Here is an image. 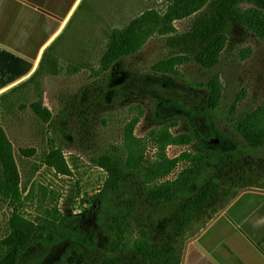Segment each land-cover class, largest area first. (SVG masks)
I'll return each mask as SVG.
<instances>
[{
  "label": "trees",
  "instance_id": "trees-1",
  "mask_svg": "<svg viewBox=\"0 0 264 264\" xmlns=\"http://www.w3.org/2000/svg\"><path fill=\"white\" fill-rule=\"evenodd\" d=\"M185 18H191V22L186 30L178 32L175 21ZM234 22L264 36V0H169L164 11L147 9L127 25L111 29L96 79L82 89L91 92L86 100L79 97L85 95L82 90L62 97L57 113L40 100L31 103L44 123L55 125L58 118H63L69 133L80 143V150L107 174L100 190L91 196L100 220L107 217L104 255L111 262L104 258L106 264H121L126 258H132V264H181L186 241L200 232L240 190L264 188V171H259L255 158L240 167L235 150H224L221 144L212 143L220 138L213 127V115L218 114L224 97L218 74H213L205 84L208 111L193 114L186 130L172 131L178 121L158 111L161 102L155 94V111L149 118L147 138L134 133L145 114L140 106L139 112L124 122L119 141L107 144L105 134L98 130L99 124L108 123L106 117L97 119L96 115L134 102L135 92L124 91V83L115 76L129 70L132 59L151 36L162 37L167 50L152 69L179 75L178 67L190 62L215 68L222 54L235 46L230 39ZM51 61L48 50L39 67ZM152 89L146 82L139 94L146 99ZM240 99L239 96L225 108V121L250 147L264 148V102L239 109ZM74 120L79 126L77 132L69 129ZM149 144L156 149L153 157L147 154ZM170 145L193 148L171 157L166 153ZM20 153L29 157L35 149L21 148ZM43 162L61 175L73 173L63 143L51 144L43 154ZM179 164L181 170L170 177ZM30 191L29 181L23 182L13 144L0 126V198L11 208L0 238V264H20L45 227H55L58 219L67 220L63 214L52 219L27 217L22 209L27 206ZM54 212L59 213L56 209Z\"/></svg>",
  "mask_w": 264,
  "mask_h": 264
},
{
  "label": "rangeland",
  "instance_id": "rangeland-1",
  "mask_svg": "<svg viewBox=\"0 0 264 264\" xmlns=\"http://www.w3.org/2000/svg\"><path fill=\"white\" fill-rule=\"evenodd\" d=\"M74 1L64 0L62 18ZM168 3L169 0H81L51 44V64L39 67L37 74L0 95V126L13 144L23 182L29 181L31 186L27 206L22 209L24 214L33 219H52L55 215L60 218V214L67 216L65 222L58 219L55 227L43 229L30 254L24 255L20 264H106L103 259H108L104 255L107 217L100 220L97 205L92 207L91 196L100 190L107 174L80 150L77 146L80 143L69 133L63 118H58L55 125L44 123L32 110L31 103L40 100L57 113L62 97L80 93L95 81L111 29L127 25L147 9L162 12ZM190 22L191 18L176 20L177 31L186 30ZM230 39L234 48L222 54L215 68H204L190 62L178 67L179 75H172L152 69L154 62L162 58L167 50L162 37L151 36L132 59L129 70L115 76L117 81L124 83V91L132 89L135 92L132 100L138 105L131 101V105L119 106L105 115L95 116L97 119L101 116L107 118V126L98 125V130L105 134L104 141L107 144L119 141L124 122L139 112L138 106L145 109V114L134 133L147 138L149 118L155 111L154 94L161 102L158 111L178 121L172 131L177 133L188 129L193 114L208 111L205 84L213 74H218L224 86V97L218 114L213 115V127L220 138H215L212 143L221 144L224 150H235L239 156L236 163L240 167L255 158L261 168L259 171L263 172L264 148L250 147L232 131L225 121V108H229L239 96V109L264 102V36L234 22ZM146 82L153 89L149 92L150 96L143 99L139 92ZM82 91L85 95H79L81 101L91 94L90 91ZM78 128L75 120L71 122L70 130L77 132ZM61 143L73 170L72 175L56 173L43 162V154L50 145ZM21 148H34L35 153L23 156ZM192 148V145H170L166 153L174 157ZM155 151L149 144L148 156L153 157ZM181 168L182 164H179L169 176L174 177ZM55 209L59 213H55ZM10 214L11 208L0 198V238L5 233ZM132 263V258L121 260V264Z\"/></svg>",
  "mask_w": 264,
  "mask_h": 264
},
{
  "label": "crops",
  "instance_id": "crops-1",
  "mask_svg": "<svg viewBox=\"0 0 264 264\" xmlns=\"http://www.w3.org/2000/svg\"><path fill=\"white\" fill-rule=\"evenodd\" d=\"M63 3L0 0V89L29 72L41 46L61 25L40 7L60 15ZM255 188L242 191L196 240L186 241L183 264H264V188Z\"/></svg>",
  "mask_w": 264,
  "mask_h": 264
},
{
  "label": "water",
  "instance_id": "water-1",
  "mask_svg": "<svg viewBox=\"0 0 264 264\" xmlns=\"http://www.w3.org/2000/svg\"><path fill=\"white\" fill-rule=\"evenodd\" d=\"M81 0H75V2L73 3V5L71 6L70 10L68 11L67 15L64 17V18H61V17H58L56 16L55 14L51 13L50 11L44 9V8H41V10L45 11L46 13L48 14H51L53 16H56L57 18L61 19L62 22H61V25L59 26V28L45 41V43L41 46L38 54H37V57L35 58L34 60V64L32 66V68L29 70V72H27L25 75H23L22 77L14 80L13 82L7 84L6 86L2 87L0 89V95L7 92L8 90L18 86L20 83L24 82L25 80L29 79L34 73L35 71L38 69L39 65H40V62H41V59L43 57V54L45 52V50L47 49V47L54 41V39L62 32L63 28L65 27L66 23L68 22V20L70 19V17L72 16V14L74 13V11L77 9L78 5L80 4ZM250 189H255L257 190V188L255 187H245L243 188L242 190H240L236 196H234L230 201L229 203L234 199L236 198L242 191L244 190H250ZM225 210V208H223L222 210L219 211L218 214H220L221 212H223ZM218 214H216L208 223L206 226H208L210 224L211 221H213L216 216H218ZM205 226V227H206ZM197 238V235H195L193 238H191V240H196ZM186 247V246H185ZM183 260H184V257H183ZM183 260L181 262V264H183Z\"/></svg>",
  "mask_w": 264,
  "mask_h": 264
},
{
  "label": "flooded vegetation",
  "instance_id": "flooded-vegetation-1",
  "mask_svg": "<svg viewBox=\"0 0 264 264\" xmlns=\"http://www.w3.org/2000/svg\"><path fill=\"white\" fill-rule=\"evenodd\" d=\"M75 2V1H74ZM41 8H44V7H41ZM44 9H46V10H48V11H50L51 13H53V14H55L56 16H58V17H61L62 18V16H61V14L59 15V14H56V13H54L53 11H51V10H49V9H47V8H44ZM45 12V11H44ZM46 13V12H45ZM46 14H48V13H46ZM50 16H53V15H51V14H49ZM56 16H53V17H55V18H57ZM57 19H59V18H57ZM61 20V19H60ZM61 22H62V20H61ZM52 44V43H51ZM51 44L47 47V49L45 50V52H47L48 50H50V47H51ZM45 52H44V54H45ZM44 54H43V56H44ZM43 58V57H42ZM41 61H42V59H41ZM41 63V62H40ZM40 66V65H39ZM39 68V67H38ZM36 72V71H35ZM32 77V76H31Z\"/></svg>",
  "mask_w": 264,
  "mask_h": 264
}]
</instances>
